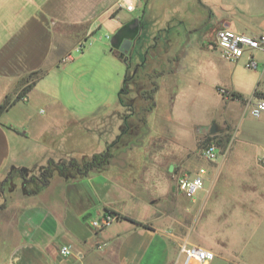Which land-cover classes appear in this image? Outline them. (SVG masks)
<instances>
[{"label": "crops", "instance_id": "crops-1", "mask_svg": "<svg viewBox=\"0 0 264 264\" xmlns=\"http://www.w3.org/2000/svg\"><path fill=\"white\" fill-rule=\"evenodd\" d=\"M122 1L0 0V104L18 94L29 73L44 71L0 113V264H180L177 249L183 241L211 250L214 257L206 264H264V113L253 118L247 112L249 102L264 97L262 50L250 52L256 68L247 67L248 54L210 67L216 96L226 109L218 121L229 127V139L216 145L221 153L216 161L199 156L208 171L204 188L180 207L166 198L172 188L160 170V154L137 160L133 153L118 164L112 158L105 169L76 179L54 173L47 186L30 194L22 184L3 189L17 169L37 174L50 158L88 157L114 141L107 127L86 123V115L52 90L58 71L69 81L71 72L86 68L80 60L91 51L75 60L71 50L82 49L81 40L96 28L113 23V33L123 23L143 18L148 26L138 56L156 49L151 23H161L171 35H176V25L188 35L213 31V44L221 27L248 34L264 30V0H134L135 8L142 9L134 17L119 15L125 10ZM155 4L163 7V19L153 14ZM209 34H203L207 40ZM188 35L181 59L188 52ZM199 47L219 56L215 46ZM109 52L125 65L111 44ZM180 61L161 75L175 79L172 96L189 75ZM201 80L197 75L199 85ZM219 87L240 97L227 99L216 91ZM12 109L18 110L14 120L8 116ZM172 209L180 217L192 214L191 222L172 218ZM111 212L121 216L100 229L92 226ZM62 245L72 254L62 255Z\"/></svg>", "mask_w": 264, "mask_h": 264}, {"label": "rangeland", "instance_id": "rangeland-1", "mask_svg": "<svg viewBox=\"0 0 264 264\" xmlns=\"http://www.w3.org/2000/svg\"><path fill=\"white\" fill-rule=\"evenodd\" d=\"M141 10V8H135L133 12L121 10L119 15L134 17L140 14ZM152 10L153 14L159 16V19H163L161 14L163 7L155 4ZM111 24L112 26L109 27L103 25L96 28L85 40L82 39L81 42L84 44L82 49L71 50L75 60L88 50L91 51L80 60L86 68L71 72L69 81L65 79V77L68 78L64 75L65 72L58 71L54 74L52 90L58 98H68L71 102H68V106H71L76 113L86 115V123L94 125L98 122L107 127L109 139L115 140L116 137L111 136L114 133L116 135L117 132L119 134L122 127L130 132L128 136L123 137L121 143L111 147L112 164L121 163L125 158L130 159L133 153L138 156L137 160L146 159L147 155L157 158L160 154L159 159L163 163L160 170L171 182L172 188L171 197L166 198L172 199V207H180L181 204L192 199L184 198L181 193L177 192L175 175L203 165V160L199 158L201 147L209 143L224 145L229 139V127L218 121L223 110L226 109L222 108L223 102L216 96L213 87L215 80L210 68L217 67L224 61L219 58L214 49L204 53L199 47L201 43L204 46L207 44L214 46L212 41L214 32L209 34L210 32L205 29L202 32L194 31L188 35L176 25L172 32L176 35H171L162 28L161 23H151L149 36L150 39L153 35L156 37L154 41L156 49L150 55L143 53L144 63L141 61V55H136L132 60L124 59V65L109 52L110 38L115 27V24ZM203 34H209V40ZM187 35L188 52L181 59ZM91 40L93 42L90 44ZM179 61L184 67L189 68V75L184 79L183 85L178 86L177 95L172 96L175 91V79L162 76L174 69L175 65H179ZM158 71H162V76L153 77ZM197 75L202 79L200 85L196 81ZM125 76L128 91L120 96L129 105L121 106L118 103V96ZM154 81L159 88L154 93V109L149 110V113L147 107L150 105ZM216 91L218 92V88ZM17 111L16 109L10 110L8 116L14 120L17 118ZM141 116L146 117V127L138 121ZM121 118L123 119L120 120ZM110 143L111 141L108 144ZM84 154L91 153L84 152ZM25 175L28 178L33 174L25 171ZM4 182V190L23 185V183L27 189L34 187L32 182H23L18 171H13ZM198 193L199 191L196 192L194 198ZM168 199L166 201L169 202ZM172 214V218L180 217L173 209ZM180 218L191 222L193 217L192 214H188ZM216 261L218 260H214L212 264L219 263Z\"/></svg>", "mask_w": 264, "mask_h": 264}, {"label": "built area", "instance_id": "built-area-1", "mask_svg": "<svg viewBox=\"0 0 264 264\" xmlns=\"http://www.w3.org/2000/svg\"><path fill=\"white\" fill-rule=\"evenodd\" d=\"M121 6L128 12L135 10L134 0H124ZM214 46L217 49L219 56L224 61L237 62L245 54L247 55V67L256 68L257 63L250 54L253 50L264 51V30L257 34H248L235 31L229 27H221L216 30L214 36ZM81 48L79 45L78 49ZM218 93L226 98H231L230 93L223 87L218 88ZM248 114L257 118L264 113V97L251 101L247 106ZM221 155L217 146L209 143L201 147L199 156L206 162H214ZM264 160V156H263ZM207 168L203 165L190 170L182 171L175 175L176 190L185 197L193 199L196 192L204 188V178L207 174ZM117 219L114 213H105L99 220L92 221V226L100 229ZM62 255H71V248L67 245L60 247ZM178 259L180 264H206L214 257V253L202 246L183 241L178 245Z\"/></svg>", "mask_w": 264, "mask_h": 264}, {"label": "trees", "instance_id": "trees-1", "mask_svg": "<svg viewBox=\"0 0 264 264\" xmlns=\"http://www.w3.org/2000/svg\"><path fill=\"white\" fill-rule=\"evenodd\" d=\"M145 57L141 56V61L144 63ZM128 68V67H126ZM44 74V71L37 70L34 72L29 73L24 79H23V86L21 90L18 92V94L13 98L10 99L8 96L5 97V99L0 104V113L7 108H9L15 101L19 100L24 94H26L34 85L36 80L40 78ZM163 73L162 71H158L155 73V76H161ZM32 78V79H31ZM158 84L154 81L153 87L151 89L152 94L150 95V105L147 107V110H151L155 106L154 101V93L158 90ZM128 91L127 88V77L125 76L122 89L119 93L118 100L121 105H129L126 104L121 94H124ZM231 98H239L240 94L231 92L230 93ZM138 121L146 127V117L141 116L138 118ZM126 123V120H125ZM129 131H126L124 127H122V131L117 136V138L110 144L107 145V147L100 151L95 152L91 154L88 157H82V158H76V157H66L62 158L60 160H54L52 158L48 159L46 164L39 170L37 174H33L26 178L25 170L24 169H17L19 172L21 178L23 179V182H32L34 184V187L31 189H27L25 184L23 183V190L25 193H33L39 190L42 187L47 186L50 183L51 177L54 173H58L60 176L66 179H76L79 177H83L88 175L89 173L93 171H100L105 169L109 164L111 159L113 158V152L111 150V147H114L121 143L123 137L126 135H129ZM134 146V145H132ZM132 146H129L130 148ZM112 213V212H111ZM115 214V213H114ZM117 217H120L121 215L115 214ZM125 219H128L132 222L138 223L139 225H142L139 222L134 221L133 219L129 217H123ZM143 226H147L146 224H143Z\"/></svg>", "mask_w": 264, "mask_h": 264}, {"label": "flooded vegetation", "instance_id": "flooded-vegetation-1", "mask_svg": "<svg viewBox=\"0 0 264 264\" xmlns=\"http://www.w3.org/2000/svg\"><path fill=\"white\" fill-rule=\"evenodd\" d=\"M147 26L148 25L143 18H138L136 21L133 18L132 20L123 23L113 32V34H116V38L112 48L117 51L119 58H122L123 60L129 58L132 60L138 52L142 53L139 49L140 45L143 44V38L145 37ZM125 38H128L130 43H126L121 48L123 39ZM153 40L156 41V37H154Z\"/></svg>", "mask_w": 264, "mask_h": 264}, {"label": "water", "instance_id": "water-1", "mask_svg": "<svg viewBox=\"0 0 264 264\" xmlns=\"http://www.w3.org/2000/svg\"><path fill=\"white\" fill-rule=\"evenodd\" d=\"M137 19H138V18H134L135 21H136ZM115 38H116V34H113V35L111 36V38H110V44H111V46L114 45V43H115ZM126 43H130V40H129L128 38L123 39V42H122L121 48H122V46L125 45ZM126 50H127V47H126ZM170 169H171V167H170Z\"/></svg>", "mask_w": 264, "mask_h": 264}]
</instances>
